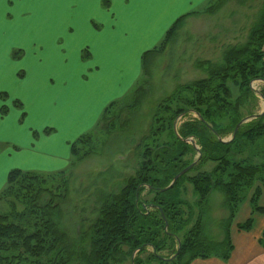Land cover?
Here are the masks:
<instances>
[{"label": "trees", "instance_id": "obj_1", "mask_svg": "<svg viewBox=\"0 0 264 264\" xmlns=\"http://www.w3.org/2000/svg\"><path fill=\"white\" fill-rule=\"evenodd\" d=\"M218 1L217 5H223L233 0ZM183 18L167 31L165 41L171 39ZM149 53L143 55V61ZM208 74L206 79L180 87L166 101L167 118L157 116V122H162L159 133L171 130L172 142L145 148L136 173L125 179L117 192L101 193L96 217L75 224L74 229L67 223L66 204L72 190L66 176L12 170L0 192V202L10 206L8 213L0 212V264H190L211 257L227 261L234 249L232 224L251 190L252 210L264 214V207L258 204L264 193V154L244 155L248 151L244 146L237 153L245 156L240 160L230 153L241 138L259 141L264 137V116L241 125L231 142H221L246 118L241 110L247 101L258 100L251 83L264 81V10L248 41L227 49L221 61L211 63ZM181 91L194 92L196 99H182L188 108L174 110L172 104L178 102ZM261 94L264 96V89ZM5 112L4 108L2 115ZM190 113H196L197 118L182 121L178 137L174 125ZM228 118V127L220 125ZM189 137L196 139L202 157L171 189L162 192L195 161L196 148L183 141ZM78 140L71 146L73 156L79 151L75 144L83 138ZM185 183L191 186L190 193ZM215 191L224 196L229 209L227 220L220 223L221 240L203 238L204 224L200 223V209ZM252 223L249 218L237 228L250 231ZM149 247L155 252L143 260ZM168 252L177 256L166 261L162 255Z\"/></svg>", "mask_w": 264, "mask_h": 264}, {"label": "crops", "instance_id": "obj_2", "mask_svg": "<svg viewBox=\"0 0 264 264\" xmlns=\"http://www.w3.org/2000/svg\"><path fill=\"white\" fill-rule=\"evenodd\" d=\"M206 1L42 0L38 6L36 0H4L0 85L23 104L0 115V192L12 170L54 173L65 168L72 144L91 133L105 109L134 86L143 55ZM10 56L25 66L21 82ZM254 214L247 218L253 219L250 231L239 230L235 218L234 249L227 261L211 257L190 264H264V224L255 231ZM258 215L264 221V214Z\"/></svg>", "mask_w": 264, "mask_h": 264}, {"label": "rangeland", "instance_id": "obj_3", "mask_svg": "<svg viewBox=\"0 0 264 264\" xmlns=\"http://www.w3.org/2000/svg\"><path fill=\"white\" fill-rule=\"evenodd\" d=\"M36 2L38 6H42V0H36ZM218 2V0H207L205 5L197 8L196 11L183 15L181 18L184 17V20L171 39L168 41L162 39L159 44L149 50L150 53L142 61L141 75L129 93L105 109L93 131L83 135L80 144H75L79 149L78 155L73 156L71 150L68 165L61 171H57L56 176H66L72 190L70 202L66 204L67 223L71 229L83 220L89 221L96 217L101 193L117 192L123 186L125 179L136 173L143 163L142 154L146 151L145 148L172 142V131L159 133L162 122H157V116L166 118L169 116V113L165 112L168 107L166 101L176 91L178 92L180 87L206 79L211 63L221 61L227 49L245 44L264 10V0H249L246 3L233 0L223 5H217ZM8 7L10 10L14 8L12 4ZM24 16L27 17L25 14ZM15 18L17 19V16ZM8 20L13 18L9 17ZM9 62L15 67L14 75L20 79L17 81H23V76L26 74L24 64L21 66L11 56ZM3 85H0V115L4 108L8 110V107L23 104L16 94ZM254 88L262 91L264 83L256 82ZM179 94L178 102L172 104L174 110L179 107L185 108L182 99L187 98L191 102L196 99L194 92L181 91ZM257 97L258 100L247 101L246 106L241 110L242 117H249L263 111L264 101L259 95ZM192 118H197V115L190 113L178 119L177 130L182 121ZM220 125L228 127L230 119L220 121ZM231 137L232 135L228 133L224 139L230 140ZM259 141L239 139L231 148V156L240 160L243 155L237 153L243 146L249 151H246L244 155L249 153L252 155L256 152L259 156L264 154V137ZM3 145L0 144V148ZM187 158L191 159L192 155ZM197 158L198 154L195 156V159ZM209 167L207 165L208 169ZM197 173H192L190 176ZM185 186L190 193L191 186L188 183H185ZM252 192L253 190L249 196ZM189 197L191 198V195ZM209 197L208 202L200 209V214L203 216V221L201 220L200 223L204 224L203 238L221 240L223 226H220V223L227 220L229 209L221 193L215 191ZM258 204L264 206V198L260 199ZM245 205L250 209L248 215H246L248 208ZM9 211L10 206L6 202H0V212L8 213ZM197 212H199L198 209H196ZM250 212L252 208L247 201L241 205L236 222H245ZM258 214L260 213L254 214L255 231H259L264 224L263 216ZM154 252V249L149 247L142 259L145 260L148 254ZM136 255L137 252L135 257ZM171 256L170 252L162 255L168 259L172 258Z\"/></svg>", "mask_w": 264, "mask_h": 264}, {"label": "water", "instance_id": "obj_4", "mask_svg": "<svg viewBox=\"0 0 264 264\" xmlns=\"http://www.w3.org/2000/svg\"><path fill=\"white\" fill-rule=\"evenodd\" d=\"M256 82H262V83H264V81H263V80H256V81H253V82L251 83V87H252L253 91H255V93H256L257 95H259V96L263 99V101H264V96L261 94V92L258 91V90H256V89L254 88V84H255ZM194 114H196V113H194ZM263 116H264V109H263L262 112H260V113H258V114H255V115H252V116L246 117L245 119H243V120L237 125V127H236L235 130H234V133H233L231 139H230V140L221 139V142H223V143L231 142V141L235 138V136H236V134H237V132H238V130H239V128H240L241 125H243L244 123H247V122H249V121H251V120H253V119L262 118ZM180 118H181V117H180ZM180 118H178V119H180ZM177 122H178V120L176 121V123H177ZM176 123H175V125H174V129H175L176 134H177L178 137H179ZM183 141L186 142V143H190L191 145H193V146L196 148V150H197V152H198V158L195 159V161H194L190 166H188L187 168H185L184 170H182L181 172H179V173L174 177V179H173V181L171 182V184H170L169 186H167L166 188H164V189L161 190L162 192L171 189V188L176 184V182L178 181V179H179L180 177H182L183 175L187 174V173H188V172H189V171H190V170H191V169H192V168L198 163V161H199L200 158L202 157V152H201L200 147H199L198 144H197L196 139H194L193 137H189V138L183 139ZM166 226H168V223H167V222H166ZM138 251H139V250H137L136 252H138ZM179 251H180V242H179V248H178L177 254L179 253ZM177 254L174 255V256H173L172 258H170V259H168V258H164V257H162V258H163L164 260H166V261H171L173 258H175V257L177 256ZM134 259H135V253H134V255H133V259H132L133 262H134Z\"/></svg>", "mask_w": 264, "mask_h": 264}, {"label": "snow or ice", "instance_id": "obj_5", "mask_svg": "<svg viewBox=\"0 0 264 264\" xmlns=\"http://www.w3.org/2000/svg\"><path fill=\"white\" fill-rule=\"evenodd\" d=\"M94 3H99L100 0H93ZM4 0H0V41H2V30H3V20H2V6ZM3 138V126L0 125V139Z\"/></svg>", "mask_w": 264, "mask_h": 264}]
</instances>
